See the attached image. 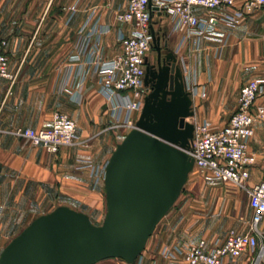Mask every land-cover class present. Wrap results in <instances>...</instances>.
Instances as JSON below:
<instances>
[{
    "label": "crops",
    "instance_id": "obj_1",
    "mask_svg": "<svg viewBox=\"0 0 264 264\" xmlns=\"http://www.w3.org/2000/svg\"><path fill=\"white\" fill-rule=\"evenodd\" d=\"M245 1L237 0L236 8ZM127 4L128 0H0V39L8 42L9 71L16 77L12 85L6 79L0 88V254L32 220L60 205L97 220L106 215L104 179L96 182L89 169H78L77 159L91 158L107 165L122 139L108 130L111 118L98 91L94 68L89 66L90 76L83 85L76 73L89 68L85 63L89 48L97 52L100 61L121 51L118 31L130 32L132 26L116 16ZM194 11L219 18L216 31L222 40L188 37L174 29L163 11L153 13V22L163 42L168 41L184 60L189 84L206 89V97L193 98L192 119L220 128L236 110L241 86L264 77V8L246 15L225 7H194ZM95 26L110 31L101 39L93 35L88 42L86 35ZM76 56L81 59L73 61ZM70 70L69 88L76 91L74 95L62 90ZM261 103L264 93L256 101ZM55 111L76 121L75 145L52 153L9 132L18 126H49ZM254 130L249 141V149L255 154L250 186L264 179V120H257ZM195 178L191 172L189 189L201 192ZM238 193L245 195L243 213L229 210L226 214L228 208L220 210L217 206L210 212L211 207L191 198L173 205L148 239L143 264H178L190 245L201 239L212 244L216 239L224 241L230 230L246 233L254 211L245 190H232L229 200ZM260 227L264 230V221ZM262 245L260 240L254 252L243 253L238 264H254L258 259L257 264H264Z\"/></svg>",
    "mask_w": 264,
    "mask_h": 264
},
{
    "label": "built area",
    "instance_id": "obj_2",
    "mask_svg": "<svg viewBox=\"0 0 264 264\" xmlns=\"http://www.w3.org/2000/svg\"><path fill=\"white\" fill-rule=\"evenodd\" d=\"M150 1L158 9L150 6ZM237 0H128L127 8L119 12L116 19L130 24V32L118 31L117 39L121 51L107 61H100L98 54L91 48L87 51L85 63L94 68L98 77L99 93L107 102L111 118L109 129L127 132L136 127L144 105L146 59L153 47L150 25L153 13L166 12L171 18L176 31L186 33L188 37H208L222 40L216 31L219 18L215 15L200 16L194 7L215 9L225 7L238 14H251L264 8V0H246L236 8ZM110 31L107 27L93 28L87 35L88 42L97 35L100 38ZM8 42L0 39V88L4 80L9 79L12 85L16 79L9 71V57L6 51ZM81 59L73 57V61ZM184 72L187 78V67L183 59ZM90 67L80 68L76 73L81 84L90 76ZM73 70L62 87L71 95L76 93L69 88ZM192 97H206V89L190 85ZM80 86V85H79ZM74 87V86H73ZM264 93V77H257L245 82L239 91L238 105L228 123L220 128H213L207 122H196L192 146L189 151L194 158V169H198L207 181L231 182L245 190L249 205L253 209L252 223L246 233L230 230L226 239H216L210 244L201 239L191 244L182 262L178 264H238L237 259L247 252H254L264 240V230L260 225L264 221V179L250 186V168L255 163V154L249 149V141L254 135V124L264 120V103L256 104L259 95ZM76 121L68 114L55 111L51 124L43 128L18 126L9 132L23 138L33 145H40L47 151L57 153L63 147L75 145ZM78 169H89L96 182L104 179L106 165H99L91 158L79 157ZM264 244L262 245V253ZM262 253L259 255L261 258ZM169 256V252H166ZM259 260V259H258ZM258 260L254 264L258 263Z\"/></svg>",
    "mask_w": 264,
    "mask_h": 264
},
{
    "label": "water",
    "instance_id": "obj_3",
    "mask_svg": "<svg viewBox=\"0 0 264 264\" xmlns=\"http://www.w3.org/2000/svg\"><path fill=\"white\" fill-rule=\"evenodd\" d=\"M153 9L158 7L150 1ZM156 62L146 59L145 95L136 127L116 145L105 169L102 224L67 205L36 217L4 247L0 264H133L194 169L195 115L182 62L150 25Z\"/></svg>",
    "mask_w": 264,
    "mask_h": 264
},
{
    "label": "rangeland",
    "instance_id": "obj_4",
    "mask_svg": "<svg viewBox=\"0 0 264 264\" xmlns=\"http://www.w3.org/2000/svg\"><path fill=\"white\" fill-rule=\"evenodd\" d=\"M162 43L163 40H162ZM150 56L152 57V62H156V52L154 50L151 51ZM150 91L149 88L145 89L144 95H146L148 92ZM190 120L192 122L195 123V120H193L192 118H190ZM109 131H111V133H113L115 136H119L120 140L124 139V137L126 136V134L128 133L125 129H121V130H113V129H108ZM121 140V141H122ZM119 141V142H121ZM199 173L198 169H194L192 171V177H196L194 179V182L197 181L199 182L198 185H200L199 187H201V192L196 190H190L189 189V184L191 183L188 182L185 184L178 200L175 202L174 205H179L181 204L185 199L191 198L192 201L194 202H200L202 204H206V207H211L210 208V212L213 211L214 207H219V209L221 208H228V211L226 212V214H228L229 210L233 213L235 211H240L241 213H243L244 208H245V195L244 194H239L236 197H232V201H230L229 199V194L231 193L232 190H239V188L237 186H235L233 183L231 182H208V181H204L203 179L200 178V176L197 174ZM200 174V173H199ZM233 194V193H232ZM234 196V194H233ZM230 201V202H229ZM220 209V210H221ZM107 210V208H106ZM219 213H221L220 211H218ZM105 217V216H104ZM104 217L101 220H97L96 217H92L91 220L93 221V223L95 224H102L104 221ZM229 220V218H228ZM262 244H264V240L262 241ZM143 260H142V255L133 263V264H143ZM96 264H129L126 261L119 259V258H110V259H106V260H102Z\"/></svg>",
    "mask_w": 264,
    "mask_h": 264
},
{
    "label": "flooded vegetation",
    "instance_id": "obj_5",
    "mask_svg": "<svg viewBox=\"0 0 264 264\" xmlns=\"http://www.w3.org/2000/svg\"><path fill=\"white\" fill-rule=\"evenodd\" d=\"M150 61H152V59H149Z\"/></svg>",
    "mask_w": 264,
    "mask_h": 264
}]
</instances>
